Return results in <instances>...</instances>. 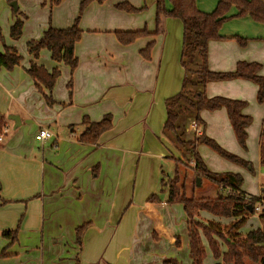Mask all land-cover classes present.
Masks as SVG:
<instances>
[{
    "label": "crops",
    "instance_id": "0c3cea01",
    "mask_svg": "<svg viewBox=\"0 0 264 264\" xmlns=\"http://www.w3.org/2000/svg\"><path fill=\"white\" fill-rule=\"evenodd\" d=\"M81 1L61 0L59 6L50 10L51 18L47 24L45 21L42 26L41 22L28 26L25 24L27 16L22 12L24 0L21 11L16 4L18 13L15 15L17 10L12 11L6 0H0V52L3 47H13L21 56L19 65L11 71L0 70V115L6 118L7 129L0 144V235L17 225L20 235L41 233L31 249H27V245H13L4 252L11 257L0 259V264H32L33 261H27L35 258H39L40 264H55L60 256L70 254L66 250L68 240L72 238L69 233L84 224L89 226L81 245L74 249L80 254L78 264L100 261L106 264H163L166 260L191 264L182 206L167 203L165 188L157 201L148 202L158 187V178L152 177V183L144 187L147 193L138 205L126 202L123 193L133 177V170L129 172L126 166L135 156L139 161L150 159L157 171L156 166L163 160L170 155L171 158L176 156V151L161 132L166 114L164 102L177 94L183 76L179 63L182 25L176 19H166L155 34V19L151 13L155 0L92 2L80 17L81 37L74 47L78 66L72 75L68 67L67 70L66 66L54 63L46 50L33 60L27 53V43L40 39L49 27L69 28L77 17ZM218 1L195 0V3L199 11L210 13ZM119 3H127L135 9L145 5L150 14L147 17L146 13L119 11L115 8ZM235 13L232 8L228 15ZM16 19L23 22L22 34L13 40L9 30ZM143 29L150 35L126 46L120 45L114 37V32ZM219 34L223 40L208 43L210 71L226 73L232 72L238 62L258 63L260 75L264 76L262 23L250 17L229 19L222 24ZM235 38L246 40V45L239 46ZM150 42H153L150 58L145 60L140 51ZM31 62L48 72L58 67L60 76L51 91H39L26 74ZM68 80L72 85L71 93L66 88ZM205 95L247 104L242 113L252 122L246 129L245 149L238 145L224 109L200 112L205 124L200 130L224 150L259 164L264 103L257 101L256 85L242 79L210 82L205 86ZM45 97L52 103L49 104ZM107 114L112 117V128L100 136L97 144L77 141L84 130L83 118L99 122ZM9 116L19 118L20 125L16 129L7 119ZM40 129L47 130L52 137L36 141L35 135ZM33 144L38 147L33 148ZM197 152L207 170L239 174L243 179L241 190L246 195H261L264 168L258 167L257 175L252 178L254 182L247 184L246 171L242 167L233 163L231 166L218 164L214 154L203 145L197 147ZM135 171L139 173L138 165ZM120 197L124 198L121 206ZM154 217L158 219L159 228H156ZM198 219L203 223L226 224L222 218L205 212H200ZM254 220L257 221L255 226L251 225ZM124 222L126 228H130V234L124 238L128 240L127 245L120 246L119 228ZM60 223L65 224V231ZM245 225L239 231L242 234L264 226L256 214ZM55 228H60L59 233ZM176 239L182 245L180 249H176ZM5 245L0 238V252ZM204 245V264H221L220 260L212 259L205 242ZM180 252L186 253V258L183 253L181 257ZM66 264L74 263L68 261Z\"/></svg>",
    "mask_w": 264,
    "mask_h": 264
},
{
    "label": "trees",
    "instance_id": "16d2710c",
    "mask_svg": "<svg viewBox=\"0 0 264 264\" xmlns=\"http://www.w3.org/2000/svg\"><path fill=\"white\" fill-rule=\"evenodd\" d=\"M104 0H82L79 4V14L73 24L66 29L47 28L40 39L27 43V53L32 59H37L42 50L50 54V59L56 63L68 67L70 75L78 66L74 55V47L79 42L81 31L79 29L80 16L84 9L92 2L102 4ZM8 4L15 0H6ZM61 0H49L51 7L59 5ZM119 11L134 14L140 10L127 3L115 5ZM234 8L235 15H228ZM13 10V9H12ZM17 11L14 12V15ZM250 17L253 21L264 25V1L263 0H219L214 10L203 13L196 7L195 0H155V34L163 27L166 19H176L182 25V40L179 63L183 70L181 90L175 96L165 100V121L162 127V135L177 150L181 158L189 159L193 163V172L197 177H206L220 191L218 196L211 198L186 197L184 180L178 176L179 162L176 160L174 176L167 181L160 180V187L166 189L167 203L180 204L186 217V231L189 243V257L191 264H204L206 249L204 242L213 260H220L222 264H244L246 260L264 264V226L253 229L242 235L239 231L247 220L254 216V206L262 197L261 212L257 218L264 225V184L261 187V195L252 197L242 190V176L235 173H213L207 170L204 162L197 152L199 145L206 146L221 158L242 168L252 170L248 161L224 150L214 140L208 138L202 131L192 140L186 136V129L190 120L198 128L204 129L205 124L200 118V112L224 109L235 139L238 145L246 148V129L252 120L242 113L246 103L223 97L208 98L205 95V86L210 82L230 81L242 79L252 82L257 87V101L264 103V76L260 75L261 65L258 63L238 62L232 72H212L207 66V48L211 41L223 40L219 31L224 22L229 19H241ZM23 22L16 19L10 27L9 36L16 40L22 34ZM145 30L131 32H114L116 41L126 46L136 40L149 36ZM239 46L244 47L246 40L235 38ZM2 38L0 36V43ZM153 42H150L140 51L143 59L149 60ZM21 56L13 47H3L0 52V70L11 71L18 66ZM26 74L35 82L39 91H51L60 76L58 67L48 72L43 66L31 62L25 70ZM71 81L67 89L71 93ZM51 104V100L45 97ZM6 118L0 115V134L5 127ZM81 125L84 130L79 134L77 141L82 144L95 145L100 136L112 128L111 115H105L99 122H90L83 118ZM259 163L264 166V120L262 121V133L259 143ZM157 196L152 195L148 202L157 201ZM205 212L211 216L226 220H233L230 225L221 230L217 223H203L197 220L198 214ZM153 216V215H152ZM156 228H159L157 217H154ZM89 224H84L75 229V239L80 246L82 236ZM225 233V235H223ZM15 231H4L2 237L15 240ZM153 237L155 234L153 233ZM218 240L222 241L225 252H221ZM178 244V239H176ZM5 254L2 253L1 256ZM97 264H106L102 261ZM163 264H175L166 260Z\"/></svg>",
    "mask_w": 264,
    "mask_h": 264
},
{
    "label": "rangeland",
    "instance_id": "374dc122",
    "mask_svg": "<svg viewBox=\"0 0 264 264\" xmlns=\"http://www.w3.org/2000/svg\"><path fill=\"white\" fill-rule=\"evenodd\" d=\"M15 3L17 4L18 8H20L19 10L21 11V8L23 7V0H21V1L15 0ZM24 3H25V6H24L25 10H22V12L27 16V21L25 24L28 26L38 25L40 22H41L40 24L42 26V24L45 23V21L47 24L51 18L50 10L53 7L56 8L57 6H59V5H57V6L51 7L49 0L47 2L45 0H39L38 3H36L35 0H26V1L24 0ZM79 4L77 7V9H78L77 16L79 14ZM138 10H140V11L136 12L134 14H138V13L139 14L140 13L145 14L146 13L147 17L150 14V10L147 9V6H145V5H143V7L141 9H138ZM12 11H14V10H12ZM152 12H153V16H154L153 18L155 19V4H154V7L152 8L151 13ZM17 13H18V10H17ZM42 15H43V17H42ZM39 27H40V25L37 26L36 29H39ZM66 69H67V67H66ZM182 79H183V76H182ZM69 81L70 80H68V82ZM68 82H67V84H68ZM181 83H182V80H181ZM67 84H66V88H67ZM180 90H181V84H180V89L177 92V94L180 92ZM152 118L154 119L155 116L152 115ZM9 130L11 131V128H9ZM188 131H189V128L187 127L186 132H187L188 136H186V137L189 140H192L193 137L196 135L194 133H192L191 131L190 132H188ZM161 136H163L162 132H161ZM163 138H165V137L163 136ZM166 142H168L170 144V142L167 139H166ZM170 146L174 149V147L171 144H170ZM32 147L37 148L38 146L33 144ZM204 147L210 153L214 154L215 158L218 160V164H220L222 162L224 164H228L229 166H231L230 162L221 158L219 155H217L210 148H208L206 146H204ZM174 150L176 151V156L171 158V155H170L168 159L163 160L162 163H160V165L156 166V167H158L159 171H157V169H155V164H153V162L148 158L147 159L141 158L139 161V159L136 158V156H135L134 159H131L128 162L126 167L129 170V172H130V170H133V177H130V180L128 182V186L123 191V193L126 197V200H125L126 202L129 201V202L135 203V205H138L139 201H143L140 199H143L145 197L144 193H147V190H145L144 187H146L148 184L152 183V181H151L152 177H155V176H156V179L158 178L157 179L158 180V183H157L158 187H157V189L153 195L159 196L161 194V191L164 189V188L160 187V180L162 179L164 181H167L168 179L173 178L174 172L176 170V160H178V162H179V168H178L179 180L180 181L184 180V189H185L186 197H188V198L191 196H193L195 198L206 197V198H211V199L216 197V195L218 194V191H217L218 189H216V187L213 185V183H211L209 181V179H207L206 177H204V178L203 177H197V175L193 172V168H191V167H193L192 161L189 159L179 158V156H178L179 153L177 152L176 149H174ZM137 151H139V150H137ZM177 157L179 159H177ZM250 164H251L252 170H248V169L243 168L246 171V172L245 171L244 172L246 173V177H247L246 183L247 184L254 182L252 178L257 175L258 167L264 168V166L260 165V163L258 164V162H256V161H254L253 163H250ZM137 165H138V168L140 169L138 174L135 171V167ZM217 167H219V166H217ZM154 172H156L155 175H153ZM215 172L216 173H222L223 171L222 170H215ZM198 180H199V184H198ZM186 183L188 184V186H186ZM119 195H122V194H119ZM123 200H124V198L122 199V197H120V200H119L120 206L122 205ZM125 208H126V205L122 209H125ZM197 219H198V217H197ZM223 220H225L224 222L226 224H224V225H223V223L218 224L219 228L222 231L225 230L230 225L231 222H233V220H230L231 222L229 220H226V219H223ZM227 222H230V223H227ZM251 225H253V226L257 225V221L254 220ZM244 226H246V225H244ZM247 226H248L247 228H249V225H247ZM60 227L63 228L64 231L66 230L65 224L60 223ZM123 228H126L125 222L119 228V230H120L119 231L120 246L121 245H127L128 240L125 241L124 238L128 234H130V228H128V229L126 228L124 231H122ZM59 229L55 228V232L59 233V231H60ZM8 231H15V234H14L15 240L12 241L10 238H5V237H2V235H0V238L4 242H6L4 249L0 252V259L8 257V256L11 257L10 255L1 256V254L6 252L13 245H16V246H18L20 244L21 245H27L26 246L27 249H31L33 247V242L37 240L36 237H38L40 239V236H41V233L39 235H34L33 233L20 235V229H18V225L16 227H14L13 229H8ZM69 234H71L72 238L68 240L66 250L68 252H70V254L65 253L64 256H60V258L55 260V262H54L55 264H63L64 262L67 263L68 261H71L74 264H78V262H79V255L80 254L79 253L77 254L76 252H74V249H76L75 246L76 247L79 246L76 242V239H75V231L72 230L71 233H69ZM184 235L186 238V233H184ZM223 235H225V233H223ZM242 235H244V234H242ZM50 243L52 244V241ZM218 244L220 246L221 252H223L225 250L224 244L220 240H218ZM181 247H182V245L180 246V242H178V244H176V249H180ZM182 253L183 252L179 253V255H181V257H182ZM183 258H186V253H183ZM31 261L34 262L32 264H40L41 263L39 258H35V259L29 260L27 262H31ZM217 261H219V260H217ZM245 264H257V263H252V262L246 260Z\"/></svg>",
    "mask_w": 264,
    "mask_h": 264
},
{
    "label": "built area",
    "instance_id": "2783aa9c",
    "mask_svg": "<svg viewBox=\"0 0 264 264\" xmlns=\"http://www.w3.org/2000/svg\"><path fill=\"white\" fill-rule=\"evenodd\" d=\"M189 131H191L195 135H200L201 134L200 128H198L193 121H191L190 124H189ZM6 133H7V129H6V127H4L2 129V133L0 134V144H1L2 140H3V136ZM51 137H52V135H51L50 132H48L45 129H40V130H38L37 134L35 135V140L39 141V142H42L44 140L50 139ZM262 202H263V199H262V197H260L259 202L254 206V212L256 214L261 212V204H262Z\"/></svg>",
    "mask_w": 264,
    "mask_h": 264
},
{
    "label": "water",
    "instance_id": "95a60500",
    "mask_svg": "<svg viewBox=\"0 0 264 264\" xmlns=\"http://www.w3.org/2000/svg\"><path fill=\"white\" fill-rule=\"evenodd\" d=\"M9 6L14 10L16 11L17 10V7H16V3L15 2H12L9 4ZM7 119L9 121H12L14 123V126L13 128L16 129L19 125H20V120L17 116H9L7 117ZM198 184H199V180H198Z\"/></svg>",
    "mask_w": 264,
    "mask_h": 264
}]
</instances>
